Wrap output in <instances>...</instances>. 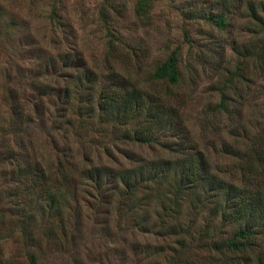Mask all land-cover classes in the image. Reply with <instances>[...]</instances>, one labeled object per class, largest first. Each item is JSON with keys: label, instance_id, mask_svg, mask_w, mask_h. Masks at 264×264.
I'll list each match as a JSON object with an SVG mask.
<instances>
[{"label": "rangeland", "instance_id": "rangeland-1", "mask_svg": "<svg viewBox=\"0 0 264 264\" xmlns=\"http://www.w3.org/2000/svg\"><path fill=\"white\" fill-rule=\"evenodd\" d=\"M229 1L226 8L221 0H153L148 17L141 19L135 12L137 0H112L116 9L109 6L108 22L123 43H116L117 56L109 59L106 24L99 15L103 0H0V264H28L34 249H40L41 264L170 263L177 236L146 230L159 220L164 191L154 185L153 191L147 188L138 193L137 201L149 198L150 205L135 219L129 210L109 202L112 197L115 205L122 196L113 179L108 183L105 178L98 185L88 173L92 166L121 170L136 160L142 163L177 155L162 145L124 138L126 127L119 129L111 121H101L99 115L85 126L77 122L78 109L86 104L88 94L97 104L112 64L117 78L130 76L145 94L167 97L174 92L185 122V145L202 151L221 177L243 182L251 146L259 142L264 147V32L249 10L251 0ZM255 1L261 6L260 0ZM55 5L65 22L58 28L50 18ZM226 9L225 29L203 18ZM176 48L181 80L170 86L155 80L153 72ZM65 54L82 56L94 72V83L83 78L82 72L77 74L76 66L49 73L51 61L60 64ZM39 55L46 61L42 63ZM34 74L44 87L52 83L51 89H69L71 101L64 109H58L57 91L39 99L32 85ZM10 91L23 95L25 116L13 113ZM37 106L40 114L35 112ZM68 120L73 125H66ZM169 133L161 134L166 141L172 139ZM26 159L42 162L45 176L22 181L18 174L25 169L18 173L16 167ZM61 161L67 166L66 178ZM261 177L262 168L256 182ZM61 186L65 194L68 191L60 203L65 230L56 209L42 207L48 203V190ZM101 200L105 206L98 208ZM199 205L188 201L183 206L184 223L196 220L177 257L183 262L190 257L193 264H202L210 252L215 255L206 232L209 229L216 238L214 231L221 224L210 209H198ZM144 222L147 227H142ZM53 226L55 233L49 231ZM230 232L224 230L223 238ZM157 244L165 248L163 255H156ZM255 261L264 264V244Z\"/></svg>", "mask_w": 264, "mask_h": 264}, {"label": "trees", "instance_id": "trees-1", "mask_svg": "<svg viewBox=\"0 0 264 264\" xmlns=\"http://www.w3.org/2000/svg\"><path fill=\"white\" fill-rule=\"evenodd\" d=\"M221 1L226 8L229 7L228 3L231 2L229 0ZM152 2L153 0H137L135 12L139 18L148 17L152 9ZM260 5L258 6L255 0H251L249 10L251 14L253 13V18L256 19L260 28H262V32H264V0H260ZM109 6L116 9L112 0H103L99 15L106 24V55L109 59H112L113 56H117L116 43L121 45L123 39L109 25ZM184 12L186 17H191L189 10H184ZM227 16L226 9L217 14L211 11L209 14H204L203 18L218 28L225 29L228 27ZM50 18L52 20L51 25L55 28L65 23L61 20L56 5L53 7ZM257 54L259 55L258 52ZM38 58L41 59V55ZM41 61L42 63L46 61L45 56L42 57ZM51 63L49 73L57 74L65 67L76 66L79 70L77 74L82 72L83 78L85 77L89 82L94 83V72L88 69L84 58L78 54L73 57L70 54H65L61 58L60 64L53 63V60ZM115 68L116 66L112 64L108 73L110 79L104 84L96 105H93L95 102L93 95L88 94L87 102L89 101L90 104L85 102L86 104L79 107L77 122H80V126H85L89 119L93 120L99 115L101 121H111L119 129L126 127L124 138L133 139L141 144L162 145L169 150L177 151V155L142 163L136 160V164L121 170L108 166H92L89 168L88 173L92 175L94 182L101 185L102 182H105V178H107L108 183L113 179L119 191L122 190V196L116 201L115 205L112 203V197L109 202H111L112 207L129 210L128 213L134 216L135 219L141 217L143 211H145L144 207L150 205L149 198L137 201L138 193L147 188L148 192H151L155 189V186L164 191L161 194L163 195L162 206L158 211L159 220L151 226L152 228L146 230L163 236H177V246L171 249L174 254L169 264L194 263V260L190 257L187 262L177 258L181 253V249L185 248L187 242L185 236L191 232L192 222L196 220V218H193L190 223H184L185 218H182L184 216L182 211H185L183 206L188 201L192 205L194 202H199L198 209H210L212 217H217L221 223L219 229L214 231L217 234L216 238L209 229L206 232L211 238L210 246L212 248L210 250L215 255L210 252L209 257L201 261L202 264H256V256H259V250L264 244L262 242V237H264V177L256 182V176L260 169L264 170L263 145L254 142L251 146L248 158H245L249 167L247 174L244 175L243 182L228 181L211 169V163L202 151L185 145L188 144L185 122L180 113L181 108L175 103V93L169 92L170 94L168 93L167 97L158 94H145L146 91L143 90V87H140L130 76L123 74L120 78H117L118 70H115ZM153 78L159 82L168 83L170 86H177L180 83L179 48L173 49L167 58L154 69ZM31 79L36 80V82L32 81V85L35 91L39 93L40 100L43 98L42 95H51L57 91L54 94H57L58 97V109H64L65 104L71 101V94L67 87L61 86L54 90L51 89L53 87L52 83L48 84L50 86L45 85L44 87V82L38 75L34 74ZM83 95V93L80 94L81 97ZM22 96L18 91L9 92L12 111L15 115L21 117L25 116ZM224 101L225 98H223V104ZM40 109L37 106L35 112L40 114ZM68 121L65 123L66 125H73L72 120ZM128 126H132V128L129 130ZM165 131L167 133L170 131L169 134L172 139L166 141L163 138L161 134ZM234 152L237 153L238 150L236 149ZM59 167L64 176V171L67 169L66 164L61 161ZM16 169H18V173L19 170L25 169L18 176L22 181L31 182L34 178L39 179L45 176L46 166L40 161L26 159L19 161V166ZM172 172L174 174L171 176ZM173 177H175L174 180ZM42 186L46 188V184H42ZM62 187L48 190V203L42 205V207H49L50 211L56 209L59 223L65 230V211H63V205L61 206L60 203L63 198H66L68 191L65 194ZM170 195H172V198H168L171 197ZM167 199L171 201L167 203ZM104 204L105 202L101 200L96 205L98 208H103ZM28 221L31 224L29 218ZM209 222L212 223V220ZM142 227H147L145 222L142 223ZM226 229H230L232 234L223 238L222 233ZM50 230L55 233L56 226H53V229L50 227ZM157 245H159V250L156 255H163L162 251L165 248L160 244ZM147 246L149 247V245ZM149 248L151 249V247ZM41 260L40 249H34L30 254L28 264H41Z\"/></svg>", "mask_w": 264, "mask_h": 264}]
</instances>
